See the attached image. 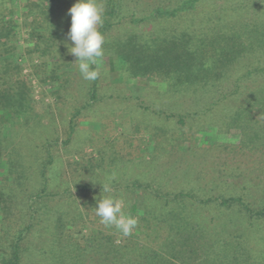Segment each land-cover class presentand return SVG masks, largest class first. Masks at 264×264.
Listing matches in <instances>:
<instances>
[{"label": "rangeland", "instance_id": "1", "mask_svg": "<svg viewBox=\"0 0 264 264\" xmlns=\"http://www.w3.org/2000/svg\"><path fill=\"white\" fill-rule=\"evenodd\" d=\"M123 1L126 18L104 35L103 57L98 66H92L98 68L99 77L96 99L88 106V91L94 81L83 79L79 73L76 57L68 51L71 42L65 37L71 23L67 12L76 2L58 1L48 25L40 15L29 13L36 12L34 0L0 3V258L13 234L16 218L12 215L19 212L22 192L39 188L41 178L36 171L49 156L52 164L45 172L47 192L62 197V201L55 197L51 203L54 208L62 205V195L71 190L75 203L69 200L70 213L76 214L77 207L83 217L71 234L79 243L86 242L89 249L97 233L108 235L117 245L140 240L135 229L125 237L114 226L100 223L95 215L98 201L106 197L122 201V214L136 219L139 210H131L133 203L158 211L148 192L131 194L124 189L135 181L143 186H158L163 192L195 188L204 196L228 188V184H245L253 179V174L247 172L223 175L240 163L239 152H230L231 146L238 144L239 134L232 129L218 134L214 123L220 121L222 107L232 108L233 104L222 102L215 112L186 117L192 104L185 93L188 87L177 95L173 93L177 84L164 74L133 76L113 52V45L129 36L147 39L166 33L170 38L188 25L190 33L203 39L200 35L208 30L204 19L211 15L210 4L180 19L138 21L156 4L153 0ZM131 14H135V21H131ZM19 91L25 95L20 104L14 94ZM1 95L13 96L10 117L1 113L6 105ZM246 165L242 170L252 164ZM19 174L22 188L17 187ZM89 185L96 191L79 188ZM105 186L108 192L97 191ZM196 209L198 219L207 224L211 212L205 207ZM225 216L226 213L215 215L216 220ZM208 227L213 233L232 231L219 224ZM260 230L262 227L256 225L248 233L242 229L250 247H260L256 236L250 235ZM37 238L32 233L26 240L32 256L34 248L40 246ZM29 252L24 253L23 264H29Z\"/></svg>", "mask_w": 264, "mask_h": 264}, {"label": "trees", "instance_id": "2", "mask_svg": "<svg viewBox=\"0 0 264 264\" xmlns=\"http://www.w3.org/2000/svg\"><path fill=\"white\" fill-rule=\"evenodd\" d=\"M9 1L0 0V3ZM58 1L62 0H34L36 12L29 13L34 17L40 15L48 25ZM99 1L104 9L99 31L104 36L126 18L124 1ZM152 3L156 7L138 21L180 19L205 3L210 4L211 15L204 19L208 30L200 35L203 39L190 33L189 25L170 38L166 33L147 39L129 36L113 45L115 57L122 58L120 64L133 76L151 73L173 79L178 85L173 92L177 95L188 87L185 93L189 94L192 104L186 117L215 112L222 102L233 104L232 108L222 107L220 121L214 123L218 134L226 133L227 129L239 134L238 144L231 146L230 152H239L240 163L223 175L239 176L247 172L253 174V179L245 184H228V188L222 187L215 194L204 196L195 192V188L163 192L158 186H143L135 181L124 189L131 194L148 192L159 209L146 210L139 202L131 205L133 212L139 210L134 229L140 240L117 245L108 235L97 233L93 238L96 244L89 249L86 242L79 243L71 234V229L83 218L77 207L76 214L70 213L69 200L74 202L71 190L62 195L65 196L62 205L54 208L51 203L53 198L61 200L62 197L47 192L45 172L52 164L49 156L36 171L41 185L35 191L24 189L27 193L22 192L18 214H11L16 222L0 264H23L24 253L29 252L26 240L32 233L41 242L34 248L33 256L27 253L29 264H264V0H153ZM129 17L131 21L136 19L135 14ZM96 81L88 91L86 106L96 99ZM180 85L184 87L181 89ZM14 94L20 104L25 95L20 91ZM12 99V95H1L6 103L1 113L6 117L12 115ZM248 163L252 164L251 168L242 170ZM19 175L17 187L22 188ZM79 188L96 191L90 185ZM103 190L104 187H99L97 191ZM197 207H205L212 213L207 224L198 219ZM222 213L227 216L216 220L215 215ZM209 224L229 226L232 231L213 233ZM255 225L262 230L250 235L256 236L261 245L252 248L242 229L248 233Z\"/></svg>", "mask_w": 264, "mask_h": 264}, {"label": "clouds", "instance_id": "3", "mask_svg": "<svg viewBox=\"0 0 264 264\" xmlns=\"http://www.w3.org/2000/svg\"><path fill=\"white\" fill-rule=\"evenodd\" d=\"M103 6L98 0H77L67 14L71 17L70 28L65 34L66 40L71 44L68 51L76 57L79 73L83 79L95 81L99 77V58L103 57L104 36L99 31L103 25ZM110 189L105 186L104 191ZM95 215L100 217V223L105 226H114L123 236L131 235L137 226V219L122 214V201L106 197L98 201Z\"/></svg>", "mask_w": 264, "mask_h": 264}]
</instances>
